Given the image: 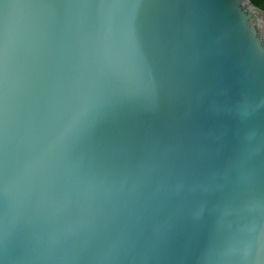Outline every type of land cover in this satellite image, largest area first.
Wrapping results in <instances>:
<instances>
[{
	"label": "water",
	"instance_id": "water-1",
	"mask_svg": "<svg viewBox=\"0 0 264 264\" xmlns=\"http://www.w3.org/2000/svg\"><path fill=\"white\" fill-rule=\"evenodd\" d=\"M249 7L264 34V15ZM134 13H143L151 78L130 36ZM4 14L9 23L0 48L6 41L8 178L15 210L21 223L49 231L77 225V249L103 252L129 229L149 225L147 214L132 210L118 192L121 181L125 188L148 182L155 189L181 179L211 184L226 174L231 182L243 132L264 128V111L250 119L225 112L243 96H264V39L252 45L234 0H3ZM69 90H81L79 106L61 109L49 125L50 151L64 144L98 93L142 94L138 103L106 114L91 132L118 165L108 199L66 187L51 167L22 175L35 151L25 136L27 119L57 107ZM86 149L85 143L77 151ZM253 163L264 167V154ZM151 203L161 214L176 207L158 195ZM192 239V229L177 223L175 264Z\"/></svg>",
	"mask_w": 264,
	"mask_h": 264
},
{
	"label": "clouds",
	"instance_id": "clouds-1",
	"mask_svg": "<svg viewBox=\"0 0 264 264\" xmlns=\"http://www.w3.org/2000/svg\"><path fill=\"white\" fill-rule=\"evenodd\" d=\"M234 4L252 45H257L264 39V34L256 24V16L249 4L261 5L264 0L253 3L234 0ZM135 7L140 8V5ZM176 14L183 13L177 9ZM128 26L138 59L151 78L143 43V13L131 15ZM8 80L6 60L0 88L5 125L0 169V264H175L171 253L176 225L180 222L192 229L193 236L185 245L186 254L181 257L180 264H264V167L253 163L264 154V128H248L243 132L239 164L231 182L226 174L211 184L181 179L155 189L148 182L125 188L121 181L118 192L128 199L132 210L141 216L147 214L149 225L129 229L106 251L77 249L74 247L80 233L77 225L49 231L40 225L21 223L19 212L15 210L8 178ZM81 90H69L57 107L29 116L25 136L35 145V151L22 175L51 167L59 172L66 187L71 186L84 195L99 191L108 199L113 193L118 165L91 138V132L106 114L138 103L142 94L124 90L98 93L64 144L50 151L49 125L57 120L61 109L78 108ZM152 94H156L154 82ZM262 111L264 96H243L225 109L228 116L238 119H250ZM85 143L87 149L78 152V147ZM157 195L164 202H174L176 207L161 214L159 206L151 203L152 197ZM64 202L67 203V197Z\"/></svg>",
	"mask_w": 264,
	"mask_h": 264
},
{
	"label": "snow or ice",
	"instance_id": "snow-or-ice-1",
	"mask_svg": "<svg viewBox=\"0 0 264 264\" xmlns=\"http://www.w3.org/2000/svg\"><path fill=\"white\" fill-rule=\"evenodd\" d=\"M250 3H253L254 0H249ZM0 3H3V0H0ZM261 10L264 11V4L260 5ZM8 19L6 14L0 15V37H6L8 31ZM6 41L2 48H0V88H2L4 71L6 66ZM4 144H5V125L3 117V105H2V96H0V169L3 165V153H4Z\"/></svg>",
	"mask_w": 264,
	"mask_h": 264
},
{
	"label": "trees",
	"instance_id": "trees-1",
	"mask_svg": "<svg viewBox=\"0 0 264 264\" xmlns=\"http://www.w3.org/2000/svg\"><path fill=\"white\" fill-rule=\"evenodd\" d=\"M251 5L264 15V11L261 10V7L259 4H251Z\"/></svg>",
	"mask_w": 264,
	"mask_h": 264
}]
</instances>
